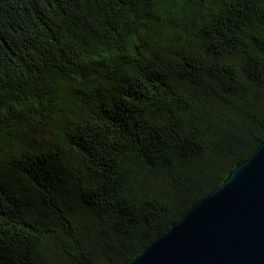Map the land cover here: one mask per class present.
<instances>
[{"label": "trees", "instance_id": "trees-1", "mask_svg": "<svg viewBox=\"0 0 264 264\" xmlns=\"http://www.w3.org/2000/svg\"><path fill=\"white\" fill-rule=\"evenodd\" d=\"M264 141V0H0V264H124Z\"/></svg>", "mask_w": 264, "mask_h": 264}, {"label": "water", "instance_id": "water-1", "mask_svg": "<svg viewBox=\"0 0 264 264\" xmlns=\"http://www.w3.org/2000/svg\"><path fill=\"white\" fill-rule=\"evenodd\" d=\"M124 264H264V141Z\"/></svg>", "mask_w": 264, "mask_h": 264}]
</instances>
